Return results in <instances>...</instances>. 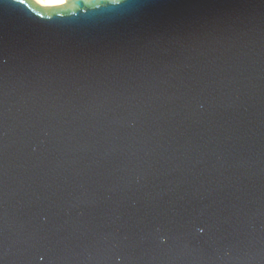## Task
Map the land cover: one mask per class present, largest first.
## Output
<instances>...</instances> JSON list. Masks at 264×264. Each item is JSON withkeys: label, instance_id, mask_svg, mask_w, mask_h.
<instances>
[{"label": "water", "instance_id": "95a60500", "mask_svg": "<svg viewBox=\"0 0 264 264\" xmlns=\"http://www.w3.org/2000/svg\"><path fill=\"white\" fill-rule=\"evenodd\" d=\"M0 264H264V0H0Z\"/></svg>", "mask_w": 264, "mask_h": 264}, {"label": "snow or ice", "instance_id": "6c2138e0", "mask_svg": "<svg viewBox=\"0 0 264 264\" xmlns=\"http://www.w3.org/2000/svg\"><path fill=\"white\" fill-rule=\"evenodd\" d=\"M40 2L45 3L48 6L54 5L56 3H62L63 0H40ZM19 3L24 4L25 0H19Z\"/></svg>", "mask_w": 264, "mask_h": 264}, {"label": "bare ground", "instance_id": "6f19581e", "mask_svg": "<svg viewBox=\"0 0 264 264\" xmlns=\"http://www.w3.org/2000/svg\"><path fill=\"white\" fill-rule=\"evenodd\" d=\"M34 2H36L37 4H39V5H41V6H47V7H49L48 5H46L45 3H42V2H40V0H33ZM65 2V0H63V2L62 3H56V4H54V5H51V6H57V5H61V4H63Z\"/></svg>", "mask_w": 264, "mask_h": 264}]
</instances>
